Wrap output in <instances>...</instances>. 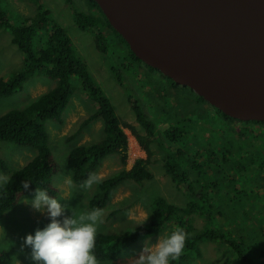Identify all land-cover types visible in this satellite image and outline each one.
<instances>
[{"label":"rangeland","instance_id":"obj_1","mask_svg":"<svg viewBox=\"0 0 264 264\" xmlns=\"http://www.w3.org/2000/svg\"><path fill=\"white\" fill-rule=\"evenodd\" d=\"M77 8V0H70V3H67L66 0H0V14L5 15L13 25L20 26L25 19L34 18L39 9L48 11L52 22L67 31L73 49L86 63L90 77L109 98L119 118L136 128L135 130L143 139H146L147 136H143L144 131L139 129L140 126L136 121L131 102H129V92L132 94V101L139 100L140 106L155 123L154 136L156 139L158 131L162 133L166 130L164 133L167 134V130L170 129L167 126L169 124L173 126L177 121L176 119L163 121L161 116L163 110L160 108V104L171 111L170 114L175 113V116L180 117L179 119H182L181 125L185 126L186 135L189 139L191 140V135H195L198 142L201 138L200 141L204 143V145H201L204 154L200 157L203 166L194 171L198 175L193 174V179L190 180L195 192L199 193L202 190L198 188L202 177L203 186H210L207 195L212 198L208 199L207 203L213 205L216 209L222 210L227 215V217H224L226 223L236 220V223L228 228L226 234L231 235L232 231L240 232V230L246 232L247 235H250L251 231L254 234H261V230H264L263 125L225 122L222 115L215 108L198 105L195 94L183 87L174 88L175 95L169 90L157 91V85L149 83L148 79L149 81L164 83L166 88L173 87L166 80L159 78L157 73H151V70L155 69H151L144 63L136 64L135 67H130L125 71L123 80L120 83L117 77L113 76V68L122 70L126 47L118 44L116 37L106 36L100 25V29L95 31L81 29L75 22ZM87 15L92 14L87 13ZM99 35L102 37L101 43L96 41V36ZM11 39L8 31L0 30V79L9 78L20 71L25 60L24 54L12 43ZM72 82L74 93L63 114L64 124L60 125L55 120L48 121L46 124L50 135L52 155L58 165V167L56 166L57 171L53 175L52 188L57 192L54 198L59 199L61 204L70 205V209L78 207L80 211H91L89 204L91 199L98 193L99 184H94L91 189H83L73 182L74 187L69 189L66 188L64 181L69 175L72 179L68 167L69 153L79 145H90L101 141L103 138L102 123L97 121L82 128L85 120L98 110V106L95 100L83 91L81 85L79 86L77 78H73ZM56 84V81L44 75L37 74L31 77L25 83L23 91L11 97L0 98V116L14 109L24 110L28 108L35 99L56 87ZM168 93L171 97V104L175 108L171 107L167 100L162 99ZM158 122L159 126L157 128ZM220 123L223 125L220 128L216 127ZM246 126H249L254 132L255 137L239 136V133L245 130ZM234 130L237 133L239 145L242 148L248 147L250 152L237 151L235 154L232 153V156H228L227 165L218 161L220 159L218 150L217 152L213 151L215 157L218 158L216 163L213 159L209 160V153L207 152L213 150V147L216 149L223 146L221 145L222 141L216 137L217 133L227 139L228 134ZM125 132L129 143L127 163L123 166L119 157H108L99 168L100 170L96 172L102 175L103 179L116 176L123 169L130 170L138 158H147L146 152L131 131L126 129ZM73 135H76L74 141H69L68 139ZM230 136H234V134ZM133 140H135L137 150L136 153L131 154V142ZM146 141L148 140L146 139ZM157 142L158 140L150 145L153 156L149 169L154 175V179L141 184L126 180L118 185L104 209V223L99 226L98 234H121L136 229L128 228L136 227L146 221L150 205L155 199L164 197L169 202L179 205H186L191 200L199 199V194L196 195L186 185L178 188L168 175L171 165L167 163L165 157L168 150L173 151L177 147L165 143L159 146ZM236 143L229 141V146L234 147ZM196 150H198V147L192 144L190 153H195ZM35 155V151L31 148L0 142V173L5 174L9 179L16 170L26 165ZM205 162H209L208 166L211 168L213 167L212 164L215 166L214 169H210L208 176L205 175V168H207ZM171 164H173V161H171ZM241 165L245 166L244 173L241 172L243 168L240 167ZM203 169V176H201L200 170ZM225 174L227 175L223 178ZM35 193L36 191L23 198L20 207L8 212L0 219V250L9 252L12 257L15 256L20 264H34L30 259L31 249L24 248L21 250V244L23 238L28 234L34 235L37 228L43 229L48 219L44 213L35 210L30 203H26V201H32L35 198ZM229 206L232 209L241 210L240 216L235 217L227 213L226 210ZM70 209L66 212L68 216L72 215ZM61 218L63 219V217ZM201 219L202 221L200 219L195 220L198 229L205 224L203 222L205 220ZM212 221L210 227L217 229L218 217H216V214H214ZM247 226L250 227L247 228ZM165 234L166 231L162 235L153 236L150 242L155 240L152 244L157 243L159 237L165 236ZM261 235L263 239L259 237L256 242H259L260 246L262 244L264 246V231ZM145 242L146 239L132 245L113 262L100 261V264H129L130 258L138 257L145 246ZM199 248L203 252V256L193 261L192 264H237L231 263L234 258H232L230 250L220 247L214 242L206 241L200 244ZM262 255H264V249ZM13 260V264H18L16 259L13 258Z\"/></svg>","mask_w":264,"mask_h":264},{"label":"trees","instance_id":"obj_2","mask_svg":"<svg viewBox=\"0 0 264 264\" xmlns=\"http://www.w3.org/2000/svg\"><path fill=\"white\" fill-rule=\"evenodd\" d=\"M66 1L70 3V0ZM90 1L93 7L100 12V15L79 13L75 17V22L81 29L92 31L99 30L100 26L104 30L106 28L104 25H106L119 37L132 58V60H124L121 71L118 68H113V76L115 75L121 83L125 71L143 62L131 51L127 42L110 25L95 0ZM0 30L10 33L12 43L24 54L25 59L20 71L9 78L0 79V98L11 97L20 93L23 91L25 83L37 74L47 76L57 83L56 87L39 96L28 108L24 110L14 109L0 116V142L28 147L36 153L32 160L11 175L7 183L0 186V219L8 212L20 207L21 200L34 193L37 188L47 190L50 196L54 197L57 195V192L52 188V182L53 175L57 171L56 166L58 167V165L52 155L50 135L46 124L51 120H55L60 125L64 124L63 114L74 93L72 87L73 78H77L79 86L81 85L83 91L95 100L98 106V110L85 120L82 128L100 121L102 123L101 132L103 133V138L98 143L79 145L69 153L68 167L71 171L73 182L76 185H80L88 178L90 173H96L110 156L119 157L121 164L123 166L126 165L129 143L125 129L133 133L147 154V158H138L130 170L123 169L116 176L103 179L99 183L98 193L90 201L89 207L91 209L97 207L105 209L113 191L126 180L141 184L154 179V175L149 169V164L153 156L150 145L156 140H158L159 146L165 143L166 145L171 144L177 147L173 151L168 150L165 157L167 163L171 165L168 175L178 188L186 185L195 192L190 180L193 179V174H197L194 171L199 170L203 166L200 162V157L204 154V149H201L198 145L195 135H191V140L189 139L188 135H186L185 126L181 125L182 119H179L180 117L175 116V113L170 114L171 111H168L163 104H160V108L163 110L161 113L163 121L174 119L177 121L173 126L171 124L167 126V128H170L167 130V134L164 133L166 130L162 133L156 130V139L154 136L155 123L140 106L139 100L132 101V94L128 90L129 102H131L136 121L140 126L138 128L144 131V135L141 133L143 136H147L146 139L148 141L143 139L135 130L136 128L119 118L109 98L90 77L86 63L73 49V44L67 31L58 24L53 23L49 18V12L46 10L39 9L38 14L34 18L25 19L20 26L11 24L5 15L0 14ZM101 40L102 37L100 35L96 36L97 43H101ZM162 76L175 85L173 80L163 74ZM148 82L157 85V91L167 90L159 81L153 82L148 79ZM162 99L167 100L171 107H174L171 104L169 93L163 96ZM197 99L199 101L198 104L205 103L203 98L197 96ZM217 111L222 115L225 122L240 121L230 118L219 110ZM243 123L246 125H263L264 127V122ZM222 125L220 123L216 127L220 128ZM158 126L159 122L157 128ZM231 134H234V136H230ZM241 135L250 138L255 137L249 126H246V129L239 133V136ZM75 137L76 135H73L68 140L74 141ZM216 137L222 141L221 145L223 146L207 152L209 153L208 159H213L215 163L218 158L215 157L213 151L217 152L218 150L220 152L218 161L223 162L224 165L228 164V156H232L235 152L241 151L244 153L249 151L248 147L242 148L239 145L235 130L228 134L227 139H224L219 133H217ZM229 141L237 143L234 147H231L229 146ZM192 144L198 147L195 153H190ZM171 161H173V164H171ZM204 164L207 166L205 175L208 176L210 169H214L215 166L212 164L213 167L211 168L208 166L209 162ZM240 167H243L241 172L244 173L245 166L241 165ZM200 171L201 176H203L204 169ZM226 175H223V178ZM24 180L30 181L27 189L22 187ZM198 188L202 189L199 193L195 192L196 195L199 194V199L191 200L186 205L171 203L164 197L155 199L150 205L146 221L136 227L128 228H136L134 230H125L126 232L121 234H98L95 245V255L98 260L101 262H113L119 258L124 250L139 241L146 239L147 242L154 243L155 240L150 242L153 236L162 235L164 231H166L165 235H167L174 228L181 227L188 233L186 246L180 258L172 261L171 264H192L193 261L200 259L203 256V252L200 250L199 245L206 241L214 242L218 246L230 250L231 256L234 258L231 263L264 264V255H262L264 246L263 244L260 246V243L256 242L259 237L263 239L261 234H263L264 230H261V234H254L251 231L250 235H247L243 230H240V232L232 231L231 235L226 234L228 228L236 223V220L226 223L224 217H227V215L222 210L216 209L213 205L207 203L208 199L212 198L207 195L210 186H203L202 177ZM226 212L235 217H239L242 213L241 210L232 209L230 206ZM214 214L218 217L217 229L210 227ZM201 218L205 220L203 221L205 222V227L203 226L204 229L202 231L203 227L198 229L195 225V220L200 219L202 221ZM48 223H50L49 218L46 220V225ZM13 263L14 260L11 254L0 250V264Z\"/></svg>","mask_w":264,"mask_h":264},{"label":"water","instance_id":"obj_3","mask_svg":"<svg viewBox=\"0 0 264 264\" xmlns=\"http://www.w3.org/2000/svg\"><path fill=\"white\" fill-rule=\"evenodd\" d=\"M147 66L235 120L264 122V0H95Z\"/></svg>","mask_w":264,"mask_h":264},{"label":"clouds","instance_id":"obj_4","mask_svg":"<svg viewBox=\"0 0 264 264\" xmlns=\"http://www.w3.org/2000/svg\"><path fill=\"white\" fill-rule=\"evenodd\" d=\"M7 180L8 177L0 173V184L7 183ZM102 180V175L90 173L80 187L91 189ZM64 183L66 188L74 187L71 175L65 178ZM29 184L30 181L24 180L22 187L27 189ZM26 203L50 219L43 229L37 228L34 235L28 234L23 238L21 250L31 249L30 259L34 264H100L95 255V245L99 226L104 223V209H70V205L61 204L59 199L40 188H37L35 198ZM69 209L71 216L66 215ZM187 237L185 229L176 227L169 234L160 236L155 244L146 241L138 257L130 258L129 264H171L183 254ZM13 258L20 264L15 256Z\"/></svg>","mask_w":264,"mask_h":264},{"label":"flooded vegetation","instance_id":"obj_5","mask_svg":"<svg viewBox=\"0 0 264 264\" xmlns=\"http://www.w3.org/2000/svg\"><path fill=\"white\" fill-rule=\"evenodd\" d=\"M77 6H78V10H77V14H87V13H94V14H96V15H100L99 13V11L95 8V7H93V4H92V2L90 1V0H77ZM82 12V13H81ZM100 17V16H99ZM106 28L104 29V31H105V35L106 36H114V37H116V40H117V43L118 44H122V45H124L122 42H121V40L119 39V37L115 34V32L114 31H112L108 26H106V25H104ZM125 46V45H124ZM124 60H132V58H131V56L129 55V53H128V51H127V49H126V55L124 56V58H123ZM151 73H157L158 75H159V78H161V79H164V80H166L167 82H169L170 84H171V86L173 87V88H166V86H165V84L164 83H162V85H163V87L164 88H166L167 90H169L170 92H173L174 94L173 95H175V91H174V88H178V87H182V86H179V85H177L176 83H175V85H173V83L169 80V79H166V78H164L163 76H162V74L159 72V71H152ZM183 88H186L187 90H189V91H191V92H193L191 89H189V88H187V87H183ZM193 94H195L194 92H193ZM195 96H196V103L198 104V99H197V95L195 94ZM198 105H205V106H207V107H210L211 105L209 104V103H207V102H205V103H201V104H198ZM213 107V106H212ZM214 108V107H213ZM209 109V108H208ZM209 111V110H208ZM236 122H244V121H236ZM233 123H235V122H233ZM126 130V129H125ZM214 131V130H213ZM132 133V132H131ZM133 134V133H132ZM213 137H215V136H213ZM198 145L200 146V148L201 149H203V147L201 146V145H204V143L203 142H201V141H199L198 142ZM213 149H214V147H213Z\"/></svg>","mask_w":264,"mask_h":264},{"label":"bare ground","instance_id":"obj_6","mask_svg":"<svg viewBox=\"0 0 264 264\" xmlns=\"http://www.w3.org/2000/svg\"><path fill=\"white\" fill-rule=\"evenodd\" d=\"M168 78V77H167ZM175 83V82H174ZM131 145V154L136 153L137 147H136V143L135 140H133ZM100 170V169H99Z\"/></svg>","mask_w":264,"mask_h":264}]
</instances>
